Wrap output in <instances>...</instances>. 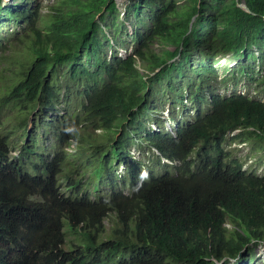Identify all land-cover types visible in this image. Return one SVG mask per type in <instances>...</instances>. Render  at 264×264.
<instances>
[{"label": "trees", "instance_id": "1", "mask_svg": "<svg viewBox=\"0 0 264 264\" xmlns=\"http://www.w3.org/2000/svg\"><path fill=\"white\" fill-rule=\"evenodd\" d=\"M32 1L0 0V46L6 26L30 33L0 89V264H262L264 174L226 145L264 148V0H244L251 13L238 0H54L45 14ZM227 56L237 65L221 74ZM59 105L82 132L71 161L53 153L65 118L44 122ZM16 106L35 143L2 133Z\"/></svg>", "mask_w": 264, "mask_h": 264}, {"label": "rangeland", "instance_id": "2", "mask_svg": "<svg viewBox=\"0 0 264 264\" xmlns=\"http://www.w3.org/2000/svg\"><path fill=\"white\" fill-rule=\"evenodd\" d=\"M33 1L31 0V3ZM38 5L42 7V12L45 14L49 11V5H51L54 0H37ZM3 35H4V43L0 46V89L1 91H4L7 86L11 85L14 80L16 79V74L19 72V61H23V57L26 54V50H28V42L22 43L19 42L18 40V34H23V33H29L28 30H19V31H14V28L12 26H6L5 28L1 29ZM131 32V31H130ZM24 34V35H25ZM131 45V44H130ZM133 46L131 45L130 47V52L132 51ZM121 55L124 57H127L126 52H121ZM15 60H19L18 62H15ZM13 66H11V64ZM237 65V60L232 58L231 56H227L222 59L221 61V74L223 73L222 68L228 66L230 68L235 67ZM225 74V73H224ZM244 85H248V88H243L242 92H247L250 93L251 95L255 94V86L256 84L252 82V84H249L247 82H244ZM238 87H242V84H240ZM252 87V88H249ZM257 88V86H256ZM250 91V92H249ZM257 98H262L264 100V92L262 93H256ZM58 109H64L63 105H59ZM28 113V112H27ZM71 113V112H70ZM44 114V112H43ZM185 118L190 117L189 113L183 112ZM182 111L176 113L172 120H180L183 117ZM154 121H151L152 126L158 127V124H156V120H160L163 122V125H165L169 130L172 129L171 122H169L166 118V116H163L160 112L154 114ZM26 113H23V109L20 106L16 107H11L5 110L4 114H2V133L4 135H7L8 138L14 143H25V142H34V140L38 139L37 134H29L28 136H25L24 134V129L23 128H17L19 125L18 120L21 117H25ZM39 118L36 115V112H34L30 116V125L29 129L31 130L34 127L33 121ZM45 118V117H44ZM71 127H74L73 125ZM114 137V135H113ZM227 148L232 149L235 151L236 156L241 159L244 163V167L247 170L254 171L258 174L263 175L264 174V148H262L258 143L254 142L253 140L248 142V143H239V142H234L232 139H228ZM132 155L134 156H142L144 159H147L148 157L144 154L146 153L149 149H143L140 145L133 146L132 147ZM73 153H76V146H72V151ZM65 173V171L63 170ZM116 223L115 216L113 214H110L109 218L106 221V229H111ZM258 256L261 258V260L258 261V263L264 264V245L261 246L257 250Z\"/></svg>", "mask_w": 264, "mask_h": 264}, {"label": "clouds", "instance_id": "3", "mask_svg": "<svg viewBox=\"0 0 264 264\" xmlns=\"http://www.w3.org/2000/svg\"><path fill=\"white\" fill-rule=\"evenodd\" d=\"M5 1H8V0H5ZM70 112H71L70 110L69 111H65L64 109H62L61 110V115H57L56 112H53L52 114L50 112H47V114H44V117H45L44 118L45 119L44 122L50 121L51 120V117H53V116H56L58 118H65V120H66V126L63 127V128H61V130H58L57 131V133L60 136V138L58 140V147L57 148H53V153H59V152H61V154L64 153V154L68 155V160L69 161L72 160V157H73V154H74L73 152H71L72 151V146H76L75 145L76 144L75 134L76 135H80L82 133L77 128V125L75 123V120L73 119V116L71 115ZM165 116H167V115H165ZM72 125L74 127H71ZM62 130L64 131V134H61L60 135V131H62ZM52 141H53L52 143H56L57 142V139L54 140V138H52ZM132 147H129V150H130L131 153H132V150H131ZM144 154L148 157L147 159H149V157H152V155H149L148 152H146ZM166 162H169V161H166ZM118 171L121 174L123 173L124 168L122 167V165L119 166ZM89 172L86 169L81 168V171L78 174H76L75 177H74L77 180V182H79V183H77L78 186L75 189H78L79 188V191L81 193L84 192V191H87V188L89 187V185H88V183L90 184ZM97 184L98 183H96V182L93 183L92 188L95 185H97ZM63 191H64V195H70V193H71L72 190L70 188H68V187L65 186L64 189H63ZM75 192H76V190H75ZM124 193L127 194V195L130 194V192L128 190H126Z\"/></svg>", "mask_w": 264, "mask_h": 264}, {"label": "water", "instance_id": "4", "mask_svg": "<svg viewBox=\"0 0 264 264\" xmlns=\"http://www.w3.org/2000/svg\"><path fill=\"white\" fill-rule=\"evenodd\" d=\"M123 1H126V0H117V2L119 4H121ZM239 1V7L242 8L244 11L248 12V13H251L249 7L247 6V4L245 3L244 0H238Z\"/></svg>", "mask_w": 264, "mask_h": 264}]
</instances>
